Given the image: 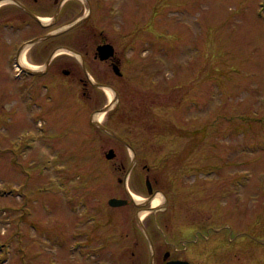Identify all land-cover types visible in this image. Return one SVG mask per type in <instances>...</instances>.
<instances>
[{"label":"rangeland","instance_id":"374dc122","mask_svg":"<svg viewBox=\"0 0 264 264\" xmlns=\"http://www.w3.org/2000/svg\"><path fill=\"white\" fill-rule=\"evenodd\" d=\"M115 14L117 25L128 17V77L100 123L137 133L153 149L149 163L167 157L171 170L191 153L208 166L204 196L226 189L225 219L236 223L225 246L242 248L228 264H264V0H128ZM0 67V264L74 261L75 197L113 194L117 173L96 165L111 148L125 155L90 120L113 98L99 89L95 102L69 98L34 117L33 107L17 109L6 58ZM163 135L176 136L174 150L156 145Z\"/></svg>","mask_w":264,"mask_h":264},{"label":"flooded vegetation","instance_id":"af4514ba","mask_svg":"<svg viewBox=\"0 0 264 264\" xmlns=\"http://www.w3.org/2000/svg\"><path fill=\"white\" fill-rule=\"evenodd\" d=\"M118 9L126 11L128 0H0V60L6 58L7 69L13 70L17 109L33 107L34 117L46 118L52 106L66 102L69 107V98L90 103L105 86L117 91L115 82L128 77V17L117 25ZM102 51L109 56L102 58ZM99 111L92 110L91 124L123 146L125 155L115 151L96 165L117 173L110 185L113 194L75 197L82 210L70 219L75 218L76 232L66 238L77 240L80 254L65 264H212L211 258L228 264L231 254L242 253L239 246H225L236 223L225 219L226 189L220 199L204 196L208 166L203 172L191 153L177 159L171 170L163 164L167 157L147 162L152 147L139 145L133 130L127 137L119 127L94 123ZM162 138L156 145L174 150L176 136ZM157 194L161 201L154 204Z\"/></svg>","mask_w":264,"mask_h":264},{"label":"water","instance_id":"95a60500","mask_svg":"<svg viewBox=\"0 0 264 264\" xmlns=\"http://www.w3.org/2000/svg\"><path fill=\"white\" fill-rule=\"evenodd\" d=\"M104 50V49H103ZM107 56H109L108 55V53L106 54V52L104 53V51H102V58H107ZM114 91V98L112 99V101L108 104V105H106L104 108H102L101 110H100V112H107L109 109H110V107L112 106V104H114L116 101H117V99H118V94H117V92L115 91V90H113ZM94 123H96L97 125H99V126H102V124L100 123V121L97 119V120H94ZM104 128H106V127H104ZM107 129V128H106ZM109 132H111L113 135H115V136H117V137H119L120 139H122L116 132H114L113 130H110V129H107ZM124 141V140H123ZM115 155V152H114V150L113 149H110L107 153H106V158H108V159H111L113 156ZM113 201H115L114 199L112 200V202Z\"/></svg>","mask_w":264,"mask_h":264},{"label":"bare ground","instance_id":"6f19581e","mask_svg":"<svg viewBox=\"0 0 264 264\" xmlns=\"http://www.w3.org/2000/svg\"><path fill=\"white\" fill-rule=\"evenodd\" d=\"M105 90H106V93L110 99L114 98V91L110 87H105ZM101 117H102V112H99L97 115V119L100 121ZM159 201H161V195L157 194V196L154 200V204H158Z\"/></svg>","mask_w":264,"mask_h":264}]
</instances>
